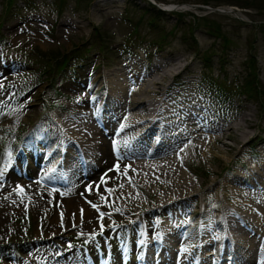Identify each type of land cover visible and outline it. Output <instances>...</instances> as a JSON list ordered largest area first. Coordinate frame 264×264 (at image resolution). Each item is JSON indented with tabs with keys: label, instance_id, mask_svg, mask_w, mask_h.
Masks as SVG:
<instances>
[{
	"label": "rangeland",
	"instance_id": "374dc122",
	"mask_svg": "<svg viewBox=\"0 0 264 264\" xmlns=\"http://www.w3.org/2000/svg\"><path fill=\"white\" fill-rule=\"evenodd\" d=\"M155 5L175 9L157 16ZM155 74L162 75L163 86L171 76L188 83L175 84L163 100L169 108L162 113L177 130L163 139L172 145L158 152L170 153L164 159L169 163L182 148L192 154L183 169L195 191L168 200L167 212L176 201H187L184 215L192 216V226L204 236L220 232L215 216L228 217L236 201L264 220V192L253 185L264 183V0H0V170L10 176L8 186L0 180V264H97L90 255L98 248L104 253L107 242L113 245L111 261L120 257L110 264L139 262L143 248L135 245L143 233L132 216L150 219L155 196L138 192V202L125 198L120 190L128 180L103 164L95 171L119 186L112 194L77 190L74 181H87L80 174L61 175L69 190L52 192L38 176L21 179L24 164L17 158L23 140L27 157L38 154L50 129L83 105L93 123L100 110L117 124V114L133 99L134 104L131 90ZM114 75L126 88L117 97L110 92L109 105L105 83L109 91L107 79ZM148 88L157 90L147 96L153 106L166 98L163 87ZM181 88L193 96H173ZM235 125L237 130L227 131ZM245 133L252 137L243 143ZM208 134L220 141L208 144ZM121 154L117 149L116 156ZM54 155L61 152L48 158L59 161ZM26 164L35 173L30 157ZM73 199L97 213L95 225L104 224L83 229L84 214L67 208ZM234 224V235L242 244L248 239L249 248L264 238L261 229L248 233Z\"/></svg>",
	"mask_w": 264,
	"mask_h": 264
},
{
	"label": "bare ground",
	"instance_id": "6f19581e",
	"mask_svg": "<svg viewBox=\"0 0 264 264\" xmlns=\"http://www.w3.org/2000/svg\"><path fill=\"white\" fill-rule=\"evenodd\" d=\"M224 11L230 14L228 8ZM117 77H120V75H114L113 78H110V81L107 79L109 91L108 86H106L107 83H105L106 101L109 105L114 100L110 92L113 93L114 97H117L126 88L123 78L122 80L121 78L115 79ZM159 77H156V74L153 78L152 75H149L146 78L147 80H143V83H139L136 88L131 90V96L135 97L134 104L136 107L134 108L133 99L126 105L127 108L123 112L117 114L120 117L117 124L108 116L101 117L100 110L96 112L97 121L100 125L93 123L89 117L90 112L86 111L84 105L75 112L65 114L63 119L50 129L51 134L47 140H44L45 145L39 143L42 148H45V151H48V153L45 152V158L32 156L33 152L31 153V165L38 168V172L33 174L26 165L27 172L47 177L46 175L50 171H60L62 167L67 165L68 178L75 177L77 174L82 175L83 178L87 177L85 182L74 181V186L82 193L91 196L104 192L112 194L113 191L110 193L107 189H113L114 191L119 189L118 185H108L107 178L98 176L95 171L102 164L105 166L110 165L119 176H124L128 180L127 184L125 182L120 190L125 198L128 199L129 197L132 201L138 202L141 200L137 195L138 192L142 195L146 193L145 197L152 198V196H155L156 206H154L152 214L149 210L150 219L144 218L145 220L141 221L142 215L132 216L133 218L137 217L133 219L136 220L134 225L143 233L140 241L135 245L136 249L143 248V253L141 252L139 262H134V264H264V238L260 240L261 243L258 244L257 242V245L253 244L249 248L248 239L244 240L247 243L242 244V241L232 231L236 228L234 222H238L240 224L238 228L245 229L246 227L248 233L253 228L261 229L264 233V220L249 208H244V204L240 206L236 201L233 212L227 211L228 217L230 216L232 219L224 216V214H221L220 217L215 216L219 218V220L216 218V224L220 232L214 238L211 237L213 232L211 234L206 232L205 236L201 232L183 235L181 221L188 216L184 215L189 210L187 201H176L178 204H175L167 212L169 208H167L166 202L168 200L171 201L176 197L188 194L194 195L195 190L193 180L188 177L183 169L186 168L185 165L192 158V154L187 149L182 148L183 151L175 155V160L173 158L171 160L173 162L169 163L164 159L170 157V153L160 155L158 152V149L164 150L172 145V142L169 140L163 142V139L165 136L168 138L169 134H173L177 130V128L170 125L167 118H160L155 121L160 113L161 105L159 107L153 106L151 98L147 96L151 93H157L156 89L150 90L148 87L156 88V86L162 85L163 80L160 82ZM128 82H132L131 78ZM184 83L188 84L185 81ZM144 99H146L145 102H143ZM247 116L249 115L245 114V118ZM214 127L216 128L215 125ZM234 129L237 130L238 125L228 127L227 131L230 132ZM110 132L111 137H106V134ZM60 134L65 135V139H60ZM245 134L243 143L249 142L252 137L251 134ZM155 136V141H152ZM203 136L208 144L213 141H220L218 136L209 134ZM61 137L63 136L61 135ZM114 138L116 140H112ZM157 141L163 146H158ZM117 149L123 152L124 155L116 157ZM60 150L63 155L61 154L58 157L54 155L53 157L60 161L61 156H63L61 163L48 159L51 152L55 154ZM65 157H68V159ZM145 157L148 158L144 159ZM204 157L205 154L201 151L199 158ZM19 162L23 163L24 160L19 159ZM126 168L127 171L125 172ZM12 181L16 182L15 179ZM160 182L165 183L167 187L163 185L162 190H160L158 186ZM256 183L253 184L256 190L264 192V183L258 180H256ZM8 185V183L5 184V186ZM124 205L128 207V204L124 203ZM67 208L74 213L84 214L85 219L82 228L85 230L104 224L102 221L99 225L97 223L95 225L94 220L97 213L92 212V209L87 208L79 199L70 200L67 203ZM108 210L117 211L118 208L114 207ZM201 214H204V211ZM129 215H131L130 212ZM155 216H158V218L154 219ZM60 227L63 229L66 226ZM199 234H201L200 237H197ZM193 242H196V244L192 245ZM174 252L177 254V258L176 255L172 257ZM256 256H259L258 260H256ZM118 260H120V257L117 255L113 262L117 263Z\"/></svg>",
	"mask_w": 264,
	"mask_h": 264
},
{
	"label": "snow or ice",
	"instance_id": "6c2138e0",
	"mask_svg": "<svg viewBox=\"0 0 264 264\" xmlns=\"http://www.w3.org/2000/svg\"><path fill=\"white\" fill-rule=\"evenodd\" d=\"M126 171H127V168L125 169V172H126ZM2 174H3V172H2V170H0V175H2ZM102 182H103V178H102ZM107 191L111 193V192L114 191V190H113V189H107ZM101 199L103 200L104 197H101ZM93 207L96 208L97 206H96V205H93ZM61 215H63V214H61ZM103 215H106V214L101 213V216H103ZM69 247H71V245H70Z\"/></svg>",
	"mask_w": 264,
	"mask_h": 264
},
{
	"label": "trees",
	"instance_id": "16d2710c",
	"mask_svg": "<svg viewBox=\"0 0 264 264\" xmlns=\"http://www.w3.org/2000/svg\"><path fill=\"white\" fill-rule=\"evenodd\" d=\"M151 9H153V8L151 7ZM153 11H154V15H157V16H159V15H163V13L160 12V11H157V10H155V9H153Z\"/></svg>",
	"mask_w": 264,
	"mask_h": 264
}]
</instances>
